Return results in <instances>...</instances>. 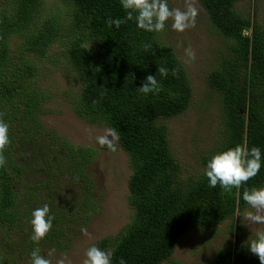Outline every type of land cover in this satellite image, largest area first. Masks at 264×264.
<instances>
[{"label":"trees","instance_id":"trees-1","mask_svg":"<svg viewBox=\"0 0 264 264\" xmlns=\"http://www.w3.org/2000/svg\"><path fill=\"white\" fill-rule=\"evenodd\" d=\"M61 1L70 8V23L78 33L66 53L81 85L73 112L87 123L116 130L131 171V221L102 246L112 247V264L168 262L185 233L233 219L247 206L244 189L264 188V28L255 17L235 10L237 0H197L228 47L207 77L222 101V139L202 164L206 170L215 154L237 145L261 150L259 174L240 189L226 191L219 184L210 187L205 170L194 180L179 177L166 121L187 110L192 90L183 65L158 33L139 29L134 20L109 27V19L126 16L120 0ZM41 3L14 0L12 7L0 12V113L10 139L4 152L6 165L0 168V264H17L21 259L31 264L37 247L41 255L45 247L66 248L72 218L87 221L97 213L88 172L97 152L73 145L41 119L47 94L34 81L37 68L28 55L43 57L58 37L55 21L33 25ZM244 30L249 33L243 34ZM13 36L22 38L18 53L10 49ZM93 42L87 49L85 44ZM159 67L169 70L166 77L159 74ZM173 69L178 75L172 74ZM148 75L161 84L158 94L139 91ZM33 177L41 182L32 183ZM66 178L77 185L76 210L64 194L57 199L59 182ZM45 204L55 220L37 244L31 240L30 221L32 212ZM236 234L237 244L230 241L207 264H260Z\"/></svg>","mask_w":264,"mask_h":264},{"label":"rangeland","instance_id":"rangeland-1","mask_svg":"<svg viewBox=\"0 0 264 264\" xmlns=\"http://www.w3.org/2000/svg\"><path fill=\"white\" fill-rule=\"evenodd\" d=\"M13 2L14 0H0V12L12 7ZM41 2L33 25L55 21L53 24L58 31V37L50 43L43 57L28 55V59L33 60L37 68L34 81L37 80L38 85L47 94L42 122L73 145L92 148L97 152L96 160L88 171L93 182L97 213L87 221L74 216L70 224L72 230L67 234L69 237L66 248L53 251V248L45 247L42 255L51 260V264H57L63 256L67 257L66 264H83L86 252L92 246L112 251L111 246H102L103 241L112 242L131 221L133 210L128 202L131 171L128 158L118 141L115 152L106 146L101 147L96 142V137L104 135L108 128L87 123L73 112L81 85L75 78L76 74L66 53L72 41L77 39L78 33L73 31L69 16L71 11L64 1ZM194 3L199 9L195 27L177 32L172 29V21L169 20L165 29L158 33L159 38L183 65L192 90L187 110L166 121L169 148L180 166L179 177L185 182L196 179L205 170L202 158L215 151L222 139V101L220 94L208 86L207 77L215 69L221 58L220 54L228 50L225 38L210 24L206 11L197 0H194ZM168 5L169 8L183 9L185 0H168ZM234 7L243 16L255 17L258 25L264 28V0H237ZM21 41V37H11L10 49L18 53ZM94 45V42L85 44L87 49ZM189 46L196 54L195 59L191 61L185 54V49ZM30 181L40 183L41 178L33 177ZM52 188H49V191ZM77 193V185H70L67 178L60 180L57 199L64 194L72 201L74 210L77 208ZM45 195H42V198H46ZM247 211L254 210L247 205L243 211L236 213L233 219H228L216 228L185 233L170 261L162 264H207L216 252L230 241L235 244V232L239 233L243 248L248 247L249 238H255L257 231L264 230V225L247 221ZM82 228H87L89 236L81 233ZM50 252L52 255H48ZM17 264L30 263L21 259Z\"/></svg>","mask_w":264,"mask_h":264},{"label":"clouds","instance_id":"clouds-1","mask_svg":"<svg viewBox=\"0 0 264 264\" xmlns=\"http://www.w3.org/2000/svg\"><path fill=\"white\" fill-rule=\"evenodd\" d=\"M122 8L126 12L124 20L119 18L109 19V27L115 25L119 28L122 23L134 20L136 26L149 33H160L165 29L166 23L172 21V29L177 32L195 27L199 9L194 0H185V7L169 8L168 0H120ZM150 45H145V49ZM185 54L189 61L196 57L195 51L189 46L185 49ZM166 67H159L158 72L162 77L168 75ZM172 74L178 75V69H173ZM139 91L145 95L158 94L162 91V86L156 76L148 75ZM4 114L0 113V168L6 165L4 152L10 144L9 126L3 119ZM119 134L115 129H107L104 135L96 137V142L101 147H107L110 151H117V141ZM261 150L259 147H252L250 150L246 145H237L231 149L215 154L206 165L205 175L208 178L209 186L215 188L218 184L226 191L233 188L240 189L247 182L255 178L261 169ZM243 201L254 211H247L245 219L252 224L264 225V188H245L243 191ZM55 216L50 214L48 204L35 209L32 212L33 235L31 240L37 244L45 239L53 228ZM236 231V230H235ZM81 233L89 236L87 228H82ZM236 233V232H235ZM249 250L259 258L260 264H264V230L257 231L255 238L247 241ZM54 251V250H53ZM48 255H52L50 252ZM112 251L101 250L92 246L86 252V259L83 264H112ZM67 257L63 256L57 264H66ZM31 264H51V260L41 255L39 247L31 253ZM120 264H125L124 260Z\"/></svg>","mask_w":264,"mask_h":264},{"label":"built area","instance_id":"built-area-1","mask_svg":"<svg viewBox=\"0 0 264 264\" xmlns=\"http://www.w3.org/2000/svg\"><path fill=\"white\" fill-rule=\"evenodd\" d=\"M248 33H249V31H246V30L243 31V34H245V35Z\"/></svg>","mask_w":264,"mask_h":264},{"label":"water","instance_id":"water-1","mask_svg":"<svg viewBox=\"0 0 264 264\" xmlns=\"http://www.w3.org/2000/svg\"><path fill=\"white\" fill-rule=\"evenodd\" d=\"M234 239H235V244H236V241H237V239H236V233H235V237H234Z\"/></svg>","mask_w":264,"mask_h":264}]
</instances>
